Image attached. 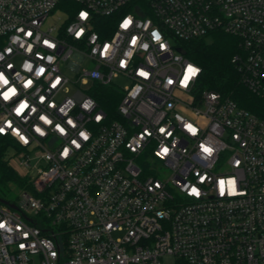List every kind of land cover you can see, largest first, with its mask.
Instances as JSON below:
<instances>
[{
  "label": "built area",
  "instance_id": "1",
  "mask_svg": "<svg viewBox=\"0 0 264 264\" xmlns=\"http://www.w3.org/2000/svg\"><path fill=\"white\" fill-rule=\"evenodd\" d=\"M64 1L0 0V136L24 179L0 200V264H264V118L178 49L237 36L264 95V0H71L67 23ZM119 76L112 118L92 94Z\"/></svg>",
  "mask_w": 264,
  "mask_h": 264
},
{
  "label": "trees",
  "instance_id": "2",
  "mask_svg": "<svg viewBox=\"0 0 264 264\" xmlns=\"http://www.w3.org/2000/svg\"><path fill=\"white\" fill-rule=\"evenodd\" d=\"M68 16L66 23L79 8V4L65 0L63 2ZM116 15L111 17H98L95 29L102 36H111L115 29ZM186 48L188 57L201 68L200 86L231 97L238 104L260 117L264 118V95H260L249 89L241 79L239 68L233 57L242 51L240 38L221 29L211 32L209 35L181 42ZM113 86L99 84L92 95L99 102L106 113L116 118L117 103L121 98V92ZM14 142L7 137L0 136V188L9 182L22 185L24 179L9 165L5 159V151Z\"/></svg>",
  "mask_w": 264,
  "mask_h": 264
},
{
  "label": "rangeland",
  "instance_id": "3",
  "mask_svg": "<svg viewBox=\"0 0 264 264\" xmlns=\"http://www.w3.org/2000/svg\"><path fill=\"white\" fill-rule=\"evenodd\" d=\"M65 19V14L63 13L62 10L60 9H56L54 10L48 18L47 23L45 24V27L47 25H60L63 20ZM66 74L72 79V80H76V73L73 72L70 69H66ZM130 81L122 76L116 77L113 79V83L111 84V86H113V88L118 92H121V89L128 84ZM78 85L82 88V90L84 92H86L88 90V88L90 87L89 85H85L84 83H82L80 80L78 81ZM74 88H71V93L74 92ZM115 91V93H116ZM32 163H34V161H32ZM20 193H21V188L20 186L16 183V182H9L8 184H6L3 188H0V196L4 199H8V200H13V201H19V197H20Z\"/></svg>",
  "mask_w": 264,
  "mask_h": 264
},
{
  "label": "snow or ice",
  "instance_id": "4",
  "mask_svg": "<svg viewBox=\"0 0 264 264\" xmlns=\"http://www.w3.org/2000/svg\"><path fill=\"white\" fill-rule=\"evenodd\" d=\"M82 15H84V14H82ZM127 21L125 22V27L127 26ZM188 72H189V74H191V75H195V72H196V69H193V68H191V67H189V69H188ZM0 79H2V77H0ZM187 79H188V77L186 76L185 77V82L187 81ZM5 83H7V81H5ZM30 83V82H29ZM5 99H8V96H7V94L5 95ZM24 107H26V105H21V107H20V109H17V111L19 112V111H21ZM42 119H43V117H42ZM0 131H3V129H0ZM206 152H210V149H207V148H205L204 149ZM164 151L165 152H167V149H164ZM221 184H223V182H221ZM195 191V190H194ZM221 191H223V188H221Z\"/></svg>",
  "mask_w": 264,
  "mask_h": 264
},
{
  "label": "water",
  "instance_id": "5",
  "mask_svg": "<svg viewBox=\"0 0 264 264\" xmlns=\"http://www.w3.org/2000/svg\"><path fill=\"white\" fill-rule=\"evenodd\" d=\"M178 49H179V51L182 52V53H185V52H186V50H185L184 48H182V47H179ZM0 200L3 201V202H7V203H9V202L6 201L5 199H3L1 196H0ZM11 204H12V203H11ZM12 206H15V205L12 204Z\"/></svg>",
  "mask_w": 264,
  "mask_h": 264
}]
</instances>
